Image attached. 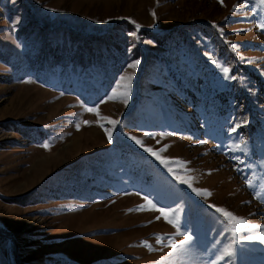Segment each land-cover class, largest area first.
I'll list each match as a JSON object with an SVG mask.
<instances>
[{"label":"rangeland","instance_id":"obj_1","mask_svg":"<svg viewBox=\"0 0 264 264\" xmlns=\"http://www.w3.org/2000/svg\"><path fill=\"white\" fill-rule=\"evenodd\" d=\"M261 23L259 0H0V264H264V229L216 210L264 226Z\"/></svg>","mask_w":264,"mask_h":264},{"label":"snow or ice","instance_id":"obj_2","mask_svg":"<svg viewBox=\"0 0 264 264\" xmlns=\"http://www.w3.org/2000/svg\"><path fill=\"white\" fill-rule=\"evenodd\" d=\"M220 2L222 3L223 0H220ZM259 2L261 4H264V0H259ZM153 15H155V13H153ZM258 27L264 29V23H261L260 25H258ZM138 63H139V61H136L135 63L129 64L128 67L134 69ZM214 63H215V61H214ZM221 71L224 74V79H237L238 78L236 76L230 75V69L228 67H226V66H221ZM120 79L121 80H125V79L130 80L131 77L121 76ZM111 98L112 97L110 96L109 99H111ZM101 102H103V101H101ZM124 102L127 103V100L125 99ZM97 107L86 108L85 110L88 111V112L97 113V115H99L98 112H97ZM104 119L108 120V122L111 123L113 126H115L118 123V121L111 120L110 118H107V117H105ZM97 122H99V121H97ZM84 123L85 124H88L90 122L89 121H84ZM100 126L103 127V124H101ZM76 127H77V129H79L80 125L77 124ZM236 127H240V124H237ZM232 131H236V128H233ZM105 132H106V134H108L109 139L111 140V131H110V129L105 128ZM161 135L163 136L165 134L162 133ZM132 139L136 140V143L140 144L141 147H144L143 143L140 140L136 139L135 137H132ZM203 142L204 141H201V143H203ZM42 146L45 147V148H48L49 147L48 144H44ZM167 147L168 146L165 145L164 146V149H161L160 151L166 150ZM145 150L148 151V152H150L152 155L156 156V158L158 160H160L161 163H163V164H167L168 163V161L166 159L161 158L157 154L156 151H153L152 148H145ZM169 171H171V169H169ZM181 182L182 183H187L186 180L181 181ZM196 191L199 194L200 192H206L207 190H196ZM144 199L147 202V204L151 206V209L157 210L162 215H164V218L167 220L168 223L173 224L177 228L179 227L178 226V218L177 219H170L169 216L167 215V213L165 212V209H163V208H157L156 204H154L151 200H148L147 197H144ZM212 207L213 208H216L215 205H213ZM136 210L140 211V210H148V209H145L143 205H140V206L137 207ZM216 210L218 212L222 213L225 218H227V222L229 223V225L232 228V231L234 233L236 231H238V230L239 231H246V230H250V229H254V228L264 229V226L248 225L247 221H245L243 218L236 217L231 212H228V211H226L223 208H216ZM129 211H131V209ZM169 211H171L173 214H175V212L177 210L170 209ZM157 219H160V217L158 216ZM233 222H235V224ZM246 238L247 239H259L262 242H264V231H262L259 236H254V237L253 236H249V237H246ZM192 239H193V237L191 235L185 234V238L179 242V245L188 244V243H190L192 241ZM163 240H164V237L163 236H158L156 242L157 243H162ZM142 243H144L146 246H148L149 248H151V245H147V242L146 241L145 242H142ZM171 246L173 247V249H175L178 245L175 242H173ZM230 248H231V245H229L227 248H225L224 251H223V253L218 257V259H224L225 256L233 257L234 256V253L232 251H230ZM213 264H215V262H213Z\"/></svg>","mask_w":264,"mask_h":264}]
</instances>
